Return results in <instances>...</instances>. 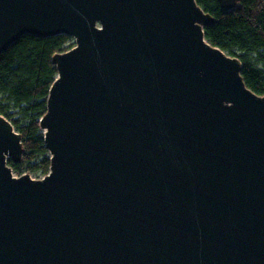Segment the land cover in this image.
<instances>
[{
	"label": "water",
	"instance_id": "1",
	"mask_svg": "<svg viewBox=\"0 0 264 264\" xmlns=\"http://www.w3.org/2000/svg\"><path fill=\"white\" fill-rule=\"evenodd\" d=\"M213 21L196 0H0V54L76 43L53 57L48 175H14L0 114V264H264V95Z\"/></svg>",
	"mask_w": 264,
	"mask_h": 264
},
{
	"label": "trees",
	"instance_id": "2",
	"mask_svg": "<svg viewBox=\"0 0 264 264\" xmlns=\"http://www.w3.org/2000/svg\"><path fill=\"white\" fill-rule=\"evenodd\" d=\"M214 21L205 27L207 41L242 63L246 86L264 95V0H241L229 11L218 0H196ZM68 35L38 38L25 35L0 54V114L22 137L20 163L8 165L14 172L46 176L50 154L45 147L41 118L58 71L53 57L74 47Z\"/></svg>",
	"mask_w": 264,
	"mask_h": 264
},
{
	"label": "rangeland",
	"instance_id": "3",
	"mask_svg": "<svg viewBox=\"0 0 264 264\" xmlns=\"http://www.w3.org/2000/svg\"><path fill=\"white\" fill-rule=\"evenodd\" d=\"M72 39H71V41H70V43H75V39L73 38V37H71ZM76 44V43H75ZM75 46V45H74ZM13 173H14V175L15 176H17V177H19V176H21V175H24L25 173H20V172H14V170H13ZM31 177L33 178V179H41V178H43V176H38V175H31Z\"/></svg>",
	"mask_w": 264,
	"mask_h": 264
},
{
	"label": "bare ground",
	"instance_id": "4",
	"mask_svg": "<svg viewBox=\"0 0 264 264\" xmlns=\"http://www.w3.org/2000/svg\"><path fill=\"white\" fill-rule=\"evenodd\" d=\"M44 132V131H43Z\"/></svg>",
	"mask_w": 264,
	"mask_h": 264
}]
</instances>
